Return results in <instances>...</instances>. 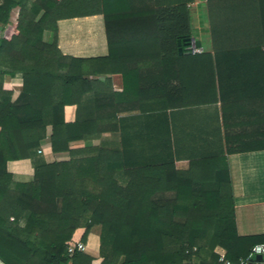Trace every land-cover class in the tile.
<instances>
[{
  "label": "trees",
  "instance_id": "trees-1",
  "mask_svg": "<svg viewBox=\"0 0 264 264\" xmlns=\"http://www.w3.org/2000/svg\"><path fill=\"white\" fill-rule=\"evenodd\" d=\"M194 1L0 0L5 264H221L217 247L238 264L264 242V234L237 233L224 158L212 189H168L179 171L153 154L161 143L149 150L133 144L130 127L121 124L122 113L218 101L223 150H264V0H205L209 46L193 36ZM92 15L102 16L107 54H64L58 21ZM193 37L201 53L190 52ZM117 73L121 88L112 83ZM14 77L22 80L16 97L3 87ZM66 105L77 106L73 122L65 121ZM48 126L51 150L68 152L67 160L47 162L39 154ZM120 129L127 130L120 147L70 146ZM26 158L33 174L16 180L7 163ZM94 227L97 254L68 251L73 237L86 242Z\"/></svg>",
  "mask_w": 264,
  "mask_h": 264
},
{
  "label": "crops",
  "instance_id": "crops-1",
  "mask_svg": "<svg viewBox=\"0 0 264 264\" xmlns=\"http://www.w3.org/2000/svg\"><path fill=\"white\" fill-rule=\"evenodd\" d=\"M202 1H204L202 6L192 11V8ZM202 7L205 10V0H195L190 5L191 21H193L192 14L197 16V20L193 22V36L199 43H202L203 37L207 36L206 46H209V25L207 19L205 22L202 18ZM198 22L202 24L196 25ZM57 25L58 47L64 54L78 57L107 54L106 34L101 15L61 19ZM44 39L50 41L52 33L46 31ZM111 78L113 86L121 88L122 76L117 73ZM21 85V78L14 77L6 81L3 87L16 97ZM76 108V105L64 107L66 122L75 120ZM120 117L121 124L130 127L127 129L130 135L128 137L133 144H146L149 150L155 143H161L155 144L153 154H162V158L168 162L172 161L174 168L179 171L177 177L173 172L170 174L173 181L169 183L173 186L168 189H174L172 188L174 185H178L179 188L212 189L213 177L221 163L219 161L224 158L223 164L228 167L233 193L237 233L244 236L264 234V150L241 153H227L223 150L225 138L218 101L170 108L157 113L132 111L122 113ZM127 130L120 129L105 133L99 140L72 141L70 146L102 144L107 147H120L121 136L126 134ZM50 134L51 127L48 126L47 137L40 143L39 154L47 162L67 160L68 152L51 150ZM7 169L16 180H27L33 174V164L29 158L9 161ZM184 179L189 181L186 182ZM197 183H201L202 186ZM215 252L219 256H224L225 251L217 247ZM246 264H263V262L262 258L254 256Z\"/></svg>",
  "mask_w": 264,
  "mask_h": 264
},
{
  "label": "built area",
  "instance_id": "built-area-1",
  "mask_svg": "<svg viewBox=\"0 0 264 264\" xmlns=\"http://www.w3.org/2000/svg\"><path fill=\"white\" fill-rule=\"evenodd\" d=\"M202 51L203 49L201 47L196 46L195 38L194 37L191 38L190 52L191 53H201ZM38 151L41 152V149ZM74 250H78V251L85 250L84 242L75 237L72 238V240L70 241L68 245L69 252H73ZM258 255L262 257V262L264 264V242L254 244L250 252L245 257L239 259L238 264H246L248 261L251 260V258H253L254 256H258ZM218 260L222 264H232V262L223 255L219 256ZM0 264H5V263L0 259Z\"/></svg>",
  "mask_w": 264,
  "mask_h": 264
},
{
  "label": "rangeland",
  "instance_id": "rangeland-1",
  "mask_svg": "<svg viewBox=\"0 0 264 264\" xmlns=\"http://www.w3.org/2000/svg\"><path fill=\"white\" fill-rule=\"evenodd\" d=\"M203 3H204V1H202V3H199L196 7H193L192 8V11L197 10L198 7L202 6ZM201 9H202L201 10L202 18L206 22V14H205L204 7H202ZM192 17H193V21H191V23H192V26H193L192 29H194L193 22L195 23V21L197 20V16L194 15V14H192ZM201 24H202V22L201 23L198 22V24H196V25L200 26ZM201 44L203 46H206L207 45V36H204L203 37V40H202V43ZM92 230H91L92 232H90L89 235H88V237H87V241L84 242V244H85V250L84 251L90 252L91 254H94L95 255L98 252V246H99V231H98V227H94ZM77 234H79V233H77Z\"/></svg>",
  "mask_w": 264,
  "mask_h": 264
},
{
  "label": "water",
  "instance_id": "water-1",
  "mask_svg": "<svg viewBox=\"0 0 264 264\" xmlns=\"http://www.w3.org/2000/svg\"><path fill=\"white\" fill-rule=\"evenodd\" d=\"M181 43H182L181 40L178 39V44L181 45ZM179 52H182V48L181 47H179ZM258 257L259 258H262L260 255H258Z\"/></svg>",
  "mask_w": 264,
  "mask_h": 264
}]
</instances>
